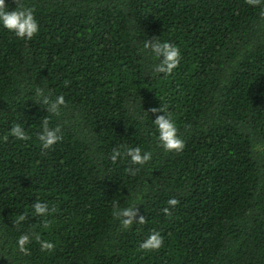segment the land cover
Wrapping results in <instances>:
<instances>
[{
	"label": "trees",
	"instance_id": "trees-1",
	"mask_svg": "<svg viewBox=\"0 0 264 264\" xmlns=\"http://www.w3.org/2000/svg\"><path fill=\"white\" fill-rule=\"evenodd\" d=\"M5 3L31 7L39 32L29 41L0 27V264H264V3ZM152 38L180 48L168 76L152 71L158 61L143 49ZM37 87L64 96L59 116L35 102ZM161 106L180 152L158 144L152 120L163 113L151 109ZM45 118L62 136L47 150L38 139ZM14 124L26 140L10 134ZM121 145L152 158L113 163ZM171 198L179 203L166 215ZM37 199L51 215L33 217ZM131 204L145 222L125 230L114 206ZM20 214L28 218L17 224ZM26 231L54 249L33 240L18 251ZM152 231L162 247L140 249Z\"/></svg>",
	"mask_w": 264,
	"mask_h": 264
},
{
	"label": "clouds",
	"instance_id": "clouds-1",
	"mask_svg": "<svg viewBox=\"0 0 264 264\" xmlns=\"http://www.w3.org/2000/svg\"><path fill=\"white\" fill-rule=\"evenodd\" d=\"M252 6H258L264 3V0H247ZM0 27L12 32L16 37L22 40H32L34 36L39 32L38 21L35 18L34 10L31 7H27L22 3L19 4L15 10H9L6 6L5 0H0ZM143 49L150 51L151 55L158 61L152 66V71L156 74H163L168 76L173 73L175 69L181 63L182 53L178 45L168 41H163L157 38L143 41ZM67 83V81L65 82ZM35 102L42 105L47 113L53 116H59L60 109L65 105L64 96L51 97L46 93L45 89L37 87L34 92ZM145 112V111H144ZM153 114L162 112L163 115H157L153 122V126L156 130L157 141L160 147L165 151L180 152L184 149V141L178 135V128L171 113L168 112L166 106L160 108L151 109ZM148 115V112H145ZM144 119L143 116L140 117ZM61 128L51 127L49 120L45 118L41 125V131L38 135V139L42 149H50L54 144L62 139L60 135ZM10 134L17 140H26L27 134L24 127L20 124H14L10 129ZM123 149V151L121 150ZM121 156L130 158L133 165L143 166L152 158L151 151L142 150L141 147H125L121 145L119 148L114 147L110 159L113 163L117 161ZM140 170L139 167L129 168L130 174L135 175ZM179 203L175 198H171L167 201L169 207L163 209L166 215L171 214V209ZM33 211V217L45 218L52 214L54 208H50L49 203L41 201L39 199L34 200L31 205ZM139 210L135 204H131L128 207L120 208L118 205L114 206V218L119 221L120 227L128 230L132 228L134 223L143 224L145 218L139 216ZM28 217L24 214H20L17 217L16 223L19 224L25 221ZM45 227L47 224L44 225ZM35 240L41 251L51 252L55 245L46 239H42L38 234L32 235L29 232H23L20 234L15 242V247L18 251L25 254L28 253V245ZM164 243V239L158 231H152L142 242H140V249L145 251L159 250Z\"/></svg>",
	"mask_w": 264,
	"mask_h": 264
}]
</instances>
